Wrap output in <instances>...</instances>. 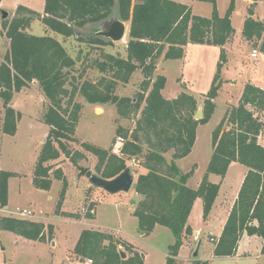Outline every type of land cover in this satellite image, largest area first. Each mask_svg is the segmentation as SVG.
Here are the masks:
<instances>
[{"label":"trees","instance_id":"obj_1","mask_svg":"<svg viewBox=\"0 0 264 264\" xmlns=\"http://www.w3.org/2000/svg\"><path fill=\"white\" fill-rule=\"evenodd\" d=\"M201 1L213 4L211 17L194 14L188 4L175 0H45L43 13L20 4L11 19H3V31L9 39V48L0 63V99L5 109L3 131L14 135L22 117V113L11 104L15 92L36 80L49 100L43 114V122L49 125V132L34 170L35 186L50 190L54 179L62 180L63 199L67 188L63 168L59 165L53 170L54 165L49 162L59 159L62 154L73 163L85 158L81 151L72 152L67 143L78 141L75 134L82 105L74 101L77 91L92 104L116 105L119 115L124 118L140 112L131 139H125L120 155L113 149L110 151L88 142L82 141L80 144L97 156L96 171L107 179L118 176L128 167L126 158H143L142 166L147 171L138 174L134 185L135 192L142 196L134 215L146 236L158 224L172 231L175 242L169 246L166 264H177L184 237L193 233L188 218L196 199L203 201L205 220L212 210L221 182L210 181L209 174L224 178L233 162L245 165L247 172L221 236L215 242L214 255H235L244 233L264 239V145L259 142L264 121L260 115H256V112L264 113L263 88L252 83L245 84L239 104L229 107L213 130L212 156L198 188L187 185L193 170L182 172L176 163L177 159L191 153L198 126L208 123L215 112V98L222 87V69L227 62L225 46L235 34L231 17L236 0H231L224 16L219 13L217 0ZM257 1L264 0H252L248 7L249 16L244 22L243 36L264 53V20L253 18ZM112 16L130 24L127 56L101 52L103 59L94 60L90 66L112 76L106 75L97 83L85 80L80 87L72 84L70 92L66 87L69 70L80 57H72L63 43L49 33L36 35L28 32V27L34 19H38L49 30L65 38L75 35L80 41H85L79 36V30L87 25L102 23ZM88 42L101 46L109 44L100 36H94ZM188 43L220 47L217 72L204 95L203 115L200 118H196L199 105L194 95L183 91L175 98H166L162 92L166 76L155 74L157 61L163 54L165 59H181ZM137 69L144 74L137 97L117 95L115 89L118 81L129 82ZM67 96L69 99L64 106L63 101ZM143 102L145 105L142 107ZM1 114L0 105V120ZM117 133L122 137L128 135V131L122 127L117 129ZM171 150L174 151L173 158L168 161L165 153ZM14 175L11 171H0L1 207L8 204L9 179ZM60 204L58 214L75 218L80 216L61 211ZM84 215L89 218L94 216L89 212ZM0 226L30 240L44 242L47 233L52 238V224L46 226L43 222L26 218L2 216ZM74 252L83 259L92 260V264H144V255L133 245L112 233L99 230H82ZM123 252L131 255L123 257Z\"/></svg>","mask_w":264,"mask_h":264},{"label":"rangeland","instance_id":"obj_2","mask_svg":"<svg viewBox=\"0 0 264 264\" xmlns=\"http://www.w3.org/2000/svg\"><path fill=\"white\" fill-rule=\"evenodd\" d=\"M176 1L189 4L195 14L204 17L212 16L214 7L211 2L201 0ZM5 2L6 8L3 10L8 11L9 19L13 17V13H10L9 9L12 8L15 2L30 5L39 12L43 11L45 7V0H6ZM236 2L239 4L237 11L234 13L233 25L237 29L236 37L238 36L240 42L238 43L236 39H233L235 34L230 40V67L229 69L227 68L225 75L222 74V86L225 83L224 77L238 79L240 82H244V84L248 80L264 84L261 83L264 82V58L259 57V60H256V65L253 63L245 65L244 71L241 70L242 65H239V56H237V47L235 48V46L238 44L241 47L243 43V40L239 37L242 36L241 30L244 18L248 14V7L246 8L243 0H236ZM230 3L231 0H217V7L221 16L226 14ZM262 8L263 6L261 5L260 11ZM0 15L2 16V12H0ZM40 22V20L34 19L27 31L36 35L47 34L45 33V27ZM126 25L127 31L122 41L115 42L109 38L100 36L103 41L109 43L104 47L103 45L88 42V40L96 36L95 33L97 31L104 27L103 23L87 25L79 30V36H82L85 41H80L75 35L65 38L57 33L50 34L63 43L72 57L76 59L80 57L76 65L69 70L66 87L70 92L73 87L72 84L80 87L85 80L97 83L99 79L106 75L108 77L112 76L111 73H103L97 67L90 65L96 59H103L101 56V52L103 51L126 57L129 22H126ZM250 45L251 47L243 46L241 48L244 50L243 54L246 52L251 54V48L259 49V47L254 46L253 42ZM8 48V43L0 44V63L4 60ZM219 49L220 47L215 45H206L201 50L191 48L186 62L175 59L161 60L158 73L164 74L167 77L166 97L172 92L185 91L194 95L198 100L199 108L203 109L204 95L210 89L214 75L217 72V63L220 55ZM257 54L256 52H252L253 57H256ZM133 74L127 83L118 81L115 89L117 95L130 98L137 97V94L141 91L144 74L141 69H137ZM240 88L229 86L220 88L218 96L215 99L216 109L212 118L208 123L198 127L193 152L179 162L182 170H193L188 183L192 188L199 186L206 173L213 152L212 132L223 119L227 109L233 106L232 104L229 106L228 103L239 104L240 99L237 100L236 96L240 95ZM68 99L69 96L64 98V106H66ZM74 101L82 105L75 134L78 141H67V143L72 152L81 151L85 154V158L78 163H73L62 154L61 159L49 162L54 165L53 170L64 163L61 167L66 176L67 188L63 199H61V191L64 186L62 180L54 179L49 191L38 189L33 182L34 170L43 142L49 132V125L43 122V114L49 100L44 96L39 83L34 80L21 91L15 92L13 96L12 106L22 113L17 132L14 135L3 131L5 109L3 101L0 99L2 108L0 120V171L6 170L15 174L9 179V200L5 207L0 206V217L22 216L21 212L30 210L33 214L28 215L29 217L37 218L53 225L52 238H49L47 233V240L44 242L24 238L0 226V264H92L87 259L81 262V257L72 248L77 243L84 228H95L118 233L123 237L133 240L140 246L142 250L136 249L146 255V264H166V259L170 252L169 246L175 242V237L172 231L163 225L156 230L153 236L149 238L142 236L139 220L134 215L135 207L142 197L135 192L134 187L128 192L110 193L92 184L86 176L80 177L79 174L81 172L76 165L90 168L94 173L98 174L96 171L97 156L85 150L80 142H88L111 151V149H115L114 145L118 139L117 137L121 135L117 133L119 127H122L124 131H128L127 137L124 136L125 139H131V134L136 127L140 112L131 113L129 117L124 118L119 115L116 105L111 103L92 104L86 100L80 91L76 92ZM144 105L143 102L142 107ZM256 115H260L264 121V113L256 112ZM262 133L260 143L264 145V130ZM144 148L146 149L147 146L144 145ZM165 155L167 157L173 156V150L172 152L165 153ZM126 159L136 182L138 174H140L144 166L133 165L130 162V158ZM245 171V165L241 163L234 164L230 170L226 187L236 188ZM221 179L220 175H210L212 182L220 183ZM90 200L96 202V207L94 204L91 205L89 203ZM59 204L61 211L79 214V218L84 216L83 214H85V211L91 205L96 218L90 220L83 218L84 220L80 222L73 219L75 217L58 214L57 209ZM193 208L192 223L201 229L202 253L206 251L202 255H209L215 244L210 239V232L212 231L216 234L219 228L213 222L207 223L204 219L203 201L201 198L196 200ZM48 224L45 225L47 226ZM114 235L116 236V234ZM116 237L120 238V236ZM126 255L129 256L131 253L128 252ZM222 261L224 264L254 263V260L245 259L239 260L236 263L227 260ZM256 264H264V258L260 259Z\"/></svg>","mask_w":264,"mask_h":264},{"label":"crops","instance_id":"obj_3","mask_svg":"<svg viewBox=\"0 0 264 264\" xmlns=\"http://www.w3.org/2000/svg\"><path fill=\"white\" fill-rule=\"evenodd\" d=\"M6 0H2L1 3H0V12L3 11V9L6 8ZM176 1V0H175ZM238 1V0H237ZM178 2H181V1H178ZM244 4L246 5V8L250 6L252 2V0H243ZM184 3V2H182ZM22 4V5H25L29 8H32L30 5H27V4H24V3H20V2H15L12 6L11 9H9L10 13H14L16 12V9L17 7ZM186 4V3H185ZM238 2H236V8L232 14V17H231V20H232V24H233V18H234V13L235 11H237L238 9ZM189 5V4H188ZM263 6L262 10L260 11V6ZM33 9V8H32ZM8 10V9H7ZM40 12H44V9L43 11H40ZM261 12V14H260ZM220 13V12H219ZM195 14V13H194ZM221 15V14H220ZM261 15V16H260ZM248 14H246L245 18H244V22L247 18ZM253 18L256 19V20H261L263 21L264 20V1H257L256 2V5H255V8H254V14H253ZM244 22H243V26H242V30H241V33H242V36L239 37L241 38V40H243V43L241 45V47L237 44V46H235V48L237 49V56H239V65L241 64V70L244 71V67L245 65H248L249 63H253L255 64L256 63V60H259L258 58L259 57H262L264 58V53L263 52H260L259 49H256V48H251V54L249 53H245L243 54V49H241L243 46H249L251 47L250 44H252L251 41H245L246 39L244 38L243 36V27H244ZM43 26L44 24L42 22H40ZM40 23H37V24H40ZM234 26V25H233ZM45 27V26H44ZM235 28V36L233 39H236V42H240L238 40V36L236 37V33H237V29L236 27ZM45 33H55L51 30H49L47 27H45ZM58 34V33H57ZM62 36V35H61ZM0 38H1V43L0 44H6L8 43L9 44V39L5 36L4 34V31H3V18L2 16L0 15ZM69 38V37H68ZM243 38V39H242ZM233 42V41H232ZM251 42V43H250ZM231 41L228 42L225 46V49H226V52H227V62L226 64L224 65L223 69H222V74H226L227 72V68L229 69L230 67V48H231ZM206 45L208 46V44H198V43H188L186 46H185V54L183 56V58L181 59H175V60H181L182 62H186L188 60V56H189V51L191 48H194L195 50H201L204 46L206 47ZM104 47V46H103ZM233 47V46H232ZM241 49V50H240ZM256 50V53H258L256 55V57H253L252 56V52L254 53L253 50ZM220 50V49H219ZM127 56V54L125 55ZM256 58V59H254ZM161 60H170V59H165L164 58V54L158 59L157 61V65H156V71H155V74L158 75V74H161V73H158V69H159V64H160V61ZM250 61V62H248ZM256 65V64H255ZM255 65H252V66H255ZM134 75V74H133ZM164 75V74H162ZM165 76V75H164ZM235 77V75H233ZM238 77V76H237ZM224 86H229V87H236V88H240L242 86V88L239 89L240 92V95L236 96V99L239 100L241 98V95H242V92H243V89H244V86L245 84L247 83H252V84H255L261 88L264 89V84H258V82L256 81H252V80H248V82H246L244 84V82H240L238 79L236 80L235 78H229V77H224ZM167 79V77H166ZM261 83H264V82H261ZM166 90H167V81H166V85L164 87V89L162 90L164 96L166 97ZM183 92V91H181ZM181 92L177 91V92H172L169 94V96H167L166 98H175L177 97ZM219 93V92H218ZM45 96V95H44ZM216 99V98H215ZM216 103V102H215ZM229 106L232 104V105H238L237 103H228ZM203 108V107H202ZM201 125V124H200ZM199 125V126H200ZM198 126V127H199ZM197 131H198V128H197ZM263 134V133H262ZM261 134V135H262ZM261 135L259 136V142L261 141ZM197 139V138H196ZM262 144V143H261ZM195 145V144H194ZM193 149H194V146H193ZM193 149L191 151V153L193 152ZM169 152H172L169 151ZM174 152V151H173ZM168 153V152H167ZM190 153V154H191ZM189 154V155H190ZM166 156V155H165ZM187 157V156H186ZM166 158L168 159V161H171L172 160V156L171 157H167ZM61 159V157H60ZM183 159V158H180V159H177L176 160V163L178 165V167L180 168V170L182 172H188L190 170H187V171H184L182 170V168L180 167L179 165V162L180 160ZM59 160V159H58ZM236 163H239V162H233L231 163V165L229 166L228 168V171L225 175L224 178H222L220 180L221 182V187H220V191H219V194L214 202V205L212 207V210L208 216V218L206 219L207 223H210V222H213L214 224L217 225V227L219 228V231L218 233L214 234L212 231L210 232V236H213L215 239H219V237L221 236V233L223 231V228H224V225L227 221V218L229 216V213L238 197V193H239V190L241 188V185H242V182L244 180V177H245V174L247 172V168H246V171H245V174H243V176L241 177V179L239 180L238 182V186L236 188L234 187H229L227 188V182H228V176L230 174V170L232 168V166ZM64 164V163H62ZM61 164V165H62ZM60 165V166H61ZM147 170L145 168L142 169V171L140 173H145ZM210 175L209 174V179H210ZM80 177H83V175L79 174ZM191 178L188 179L187 181V185L189 183V180ZM211 181V180H210ZM54 182V180H53ZM217 183V182H215ZM134 184H135V181H134ZM53 185V183H52ZM9 186H10V183H9ZM189 186V185H188ZM134 187V185H133ZM132 187V188H133ZM199 187V186H198ZM197 187V188H198ZM196 189V188H195ZM41 190V189H40ZM46 191V190H45ZM49 191V190H47ZM137 193V192H136ZM138 194V193H137ZM139 195V194H138ZM141 196V195H139ZM142 197V196H141ZM197 200V199H196ZM196 202V201H195ZM195 202H194V205H195ZM91 205H95L96 207V202H94L93 200H90L89 202ZM88 203V204H89ZM193 205V207H194ZM193 209L192 208V211L190 213V216L188 218V224L190 225V227L192 228L193 230V233L190 235H187L184 237V240H183V245L181 246L180 250H179V253H178V256H177V264H195L196 262H203V261H206L207 264H224L222 260H227V261H232L234 263L238 262L239 260H242V259H245V260H254V263L252 264H256L260 259L264 258V254L262 253V247H263V243H264V239L258 235H249L247 233H244L240 240H239V243H238V248L236 250V253L235 255H232V256H215L214 255V249H215V244L213 246V249L211 251V253L209 255H202L204 254L206 251H203L202 253V242H201V229L197 226H195L193 223H192V213H193ZM96 213H97V210H96ZM33 214V212H32ZM31 214V215H32ZM84 215V214H83ZM85 216V215H84ZM78 217V218H73L75 220H79L80 222H82L84 219L86 220H90V219H94L96 218V214H94V216L92 218H89L87 216L85 217ZM15 217V216H14ZM17 218H26V219H30V220H34V221H40V222H43L44 224H48L42 220H39L37 218H32V217H29L28 215H22V216H17ZM84 218V219H83ZM162 225L158 224L156 225L154 231L150 234V235H144L142 233V236L144 238H149L151 236H153L156 232V230ZM84 229H92V230H99V229H95V228H84ZM83 229V230H84ZM99 231H104V230H99ZM104 232H110L112 233L113 235L116 234V236H120V238L124 239L125 241H127L128 243H130L131 245H133L135 248H138V250H140V246L138 244H136V242H134L133 240L131 239H128L127 237H123L122 235L118 234V233H113L112 231H104ZM79 239V238H78ZM200 240V241H199ZM215 243V242H214ZM76 245V244H75ZM75 245L72 247L73 249L75 248ZM172 245V244H171ZM206 249V248H205ZM142 250V249H141ZM144 254V253H143ZM146 255L144 254V264H146ZM88 260V259H87ZM167 260V259H166ZM80 261H84L83 258L80 259ZM90 262V261H89Z\"/></svg>","mask_w":264,"mask_h":264},{"label":"water","instance_id":"obj_4","mask_svg":"<svg viewBox=\"0 0 264 264\" xmlns=\"http://www.w3.org/2000/svg\"><path fill=\"white\" fill-rule=\"evenodd\" d=\"M8 15V11H2L3 19L7 18ZM102 23L104 24V27L95 33L96 36H103L115 42L124 40L127 31V25L125 21L119 19L117 16H112ZM202 115L203 111L201 108H199L196 113V118H200ZM76 165L79 167L81 175L86 176L92 184L103 188L110 193H117L120 191L128 192L134 185L135 176L129 167H127L118 176L112 179H107L94 173L90 168L82 167L78 164ZM122 256L126 257V253L123 252Z\"/></svg>","mask_w":264,"mask_h":264},{"label":"built area","instance_id":"obj_5","mask_svg":"<svg viewBox=\"0 0 264 264\" xmlns=\"http://www.w3.org/2000/svg\"><path fill=\"white\" fill-rule=\"evenodd\" d=\"M254 52H256V50H254ZM118 139H117V141H116V143H115V149H113V151L116 153V154H121V150H122V147H123V145H124V143H125V138L124 137H122V136H119V137H117ZM143 158L142 157H135V158H132V159H130V162L133 164V165H136V166H140V165H142V163H143ZM92 213L93 214V212H94V210L92 209V207H91V205H89V207L87 208V210L85 211V213ZM21 214L22 215H31L32 214V211H23V212H21ZM211 241H213V242H217L218 241V239H215L213 236H211ZM91 263H92V260H89Z\"/></svg>","mask_w":264,"mask_h":264}]
</instances>
